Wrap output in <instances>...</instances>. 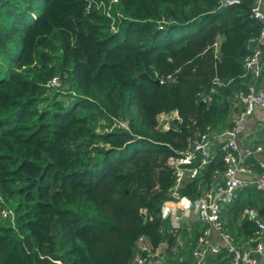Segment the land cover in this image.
Returning <instances> with one entry per match:
<instances>
[{"label":"trees","instance_id":"16d2710c","mask_svg":"<svg viewBox=\"0 0 264 264\" xmlns=\"http://www.w3.org/2000/svg\"><path fill=\"white\" fill-rule=\"evenodd\" d=\"M98 1L0 0V209L13 214L0 217V264H130L139 236L167 243L165 264L193 263L206 225L192 216L173 231L159 215L169 160L207 127L231 125L261 24L252 0ZM245 163L259 172L256 158ZM222 169L215 145L178 193L197 198ZM245 206L264 220V191L243 187L222 205L235 245L255 232L239 218ZM231 259L222 247L204 264Z\"/></svg>","mask_w":264,"mask_h":264},{"label":"built area","instance_id":"2783aa9c","mask_svg":"<svg viewBox=\"0 0 264 264\" xmlns=\"http://www.w3.org/2000/svg\"><path fill=\"white\" fill-rule=\"evenodd\" d=\"M113 2L115 0H109L107 3ZM237 3V0H218L219 6ZM105 6L106 4L101 0L96 4V7L102 10ZM249 16L258 21L261 26L256 36L248 39L246 43L247 53L242 58L244 71L242 75H248L250 83L246 85L245 89H238L233 95V107H240L239 111L234 114L229 127L221 130H213L207 127L206 130L198 134L188 148L181 152V157L169 160V164L174 170V180L168 192V198L159 207L160 218L167 220L173 231L179 229L181 221L189 216H196L199 221L206 225L197 240V246L191 251L192 264H204V256L207 252H217V247L208 245L203 237L207 229L213 230L226 252L232 254L230 264H239L240 262L242 264H254L255 255L264 261V220L259 218L255 209L245 206L239 214V218L249 220L255 227L254 235L246 242L241 255L236 249L231 235L223 228L220 219L222 205L231 202L237 190L253 185L256 189L264 191V161L261 158L256 159L260 172L254 181L239 177L241 174H248L252 171L245 163L246 158L254 157L264 151L260 145H243L239 139L244 130V118L254 109L264 112V89H256L255 87L264 69V0H252ZM109 30H115L112 21L109 23ZM213 84L219 85L223 82L215 79ZM46 85H57V82L49 80ZM113 124L125 127V123L121 121H113ZM215 145L223 162L222 171L214 177L215 182L203 190L197 198L179 194L178 186L183 181L194 179L203 166L214 156ZM195 156L198 157L197 163L192 165L190 161ZM0 217L11 222L13 214L10 210L1 208ZM175 241L176 244L170 248L173 253L180 244L177 236ZM167 248V243L164 240L152 247L144 236H139L135 242V251L130 264H165ZM183 259V255L177 258L179 262Z\"/></svg>","mask_w":264,"mask_h":264},{"label":"crops","instance_id":"0c3cea01","mask_svg":"<svg viewBox=\"0 0 264 264\" xmlns=\"http://www.w3.org/2000/svg\"><path fill=\"white\" fill-rule=\"evenodd\" d=\"M256 89H264V75L261 74L258 78L256 84ZM235 112H232L230 117L231 120L234 116ZM240 143L247 146L260 145L264 148V112L259 109H254L249 115L244 118V130L240 134ZM254 158H261L264 161V151L261 154L254 156ZM260 172V170H259ZM257 170H252L248 174H241L239 177L245 180H255L259 174ZM192 218L189 216L187 219H183L181 222L188 223V221ZM189 228V227H188ZM206 228V227H205ZM206 240L207 244L210 246H216L217 251L223 247L222 243L218 239L216 233L207 229L206 234L203 236ZM242 252L244 251L243 245H238ZM166 259V257H165ZM255 263L254 264H264V261L258 259L255 255Z\"/></svg>","mask_w":264,"mask_h":264},{"label":"rangeland","instance_id":"374dc122","mask_svg":"<svg viewBox=\"0 0 264 264\" xmlns=\"http://www.w3.org/2000/svg\"><path fill=\"white\" fill-rule=\"evenodd\" d=\"M168 119L167 116L165 115H159L158 116V122H162L164 120ZM166 127V124L164 123L163 124V128ZM236 249L239 251V254L241 255L242 254V249H240V247L238 245H236ZM239 264H242L241 262Z\"/></svg>","mask_w":264,"mask_h":264},{"label":"water","instance_id":"95a60500","mask_svg":"<svg viewBox=\"0 0 264 264\" xmlns=\"http://www.w3.org/2000/svg\"><path fill=\"white\" fill-rule=\"evenodd\" d=\"M140 76L144 77V75H143V74H141ZM153 83H154V84H158L159 82H158V80H157V79H155V80H153Z\"/></svg>","mask_w":264,"mask_h":264}]
</instances>
